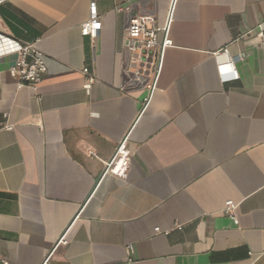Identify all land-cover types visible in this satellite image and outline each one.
<instances>
[{
	"label": "crops",
	"instance_id": "obj_1",
	"mask_svg": "<svg viewBox=\"0 0 264 264\" xmlns=\"http://www.w3.org/2000/svg\"><path fill=\"white\" fill-rule=\"evenodd\" d=\"M90 2L0 6V34L38 42L48 65L36 87L19 88L17 55L0 54V254L12 264H264V44L245 34L264 20V0H98L96 37L81 32ZM128 2L172 40L145 108L143 89L123 87L127 19L115 7ZM128 133V178L102 176ZM229 199L239 224L223 212Z\"/></svg>",
	"mask_w": 264,
	"mask_h": 264
},
{
	"label": "built area",
	"instance_id": "obj_2",
	"mask_svg": "<svg viewBox=\"0 0 264 264\" xmlns=\"http://www.w3.org/2000/svg\"><path fill=\"white\" fill-rule=\"evenodd\" d=\"M9 0H0V6ZM98 0L90 2V16L82 24L81 32L85 35L96 37L101 29V20L97 7ZM175 1L171 8V15L174 10ZM115 10L126 16V26L124 29V51L126 55L125 67L123 69V87L127 90L141 88L145 91L142 104L145 107L151 102L157 88L159 74L162 69L164 52L166 47L172 44V40L167 35V27H159L156 24L154 15L146 14L142 11L138 3H119ZM170 15V18H171ZM166 32L165 39L160 41L159 32ZM245 34H252L260 43L264 44V20L257 26L246 31ZM8 37L0 34V54L15 53L17 59L10 67V75L17 80L18 87H36L44 79L48 72L47 57L40 49L38 42L23 44L12 40L9 43ZM228 49H224L223 54H227ZM86 80L83 88L88 94L91 93L96 76L88 69L84 70ZM97 116V112H93ZM5 128L13 129V124L9 121V114H5ZM92 156L96 154L91 152ZM132 150L129 146V133L116 146L113 155L109 160L104 161L102 176L112 174L122 180L129 176L131 166ZM238 203L232 199L225 202L224 214L233 219L235 224H239ZM175 228H182V224L177 223ZM156 232L167 233L170 229L162 230L155 228ZM0 264H12L9 259L0 254Z\"/></svg>",
	"mask_w": 264,
	"mask_h": 264
}]
</instances>
